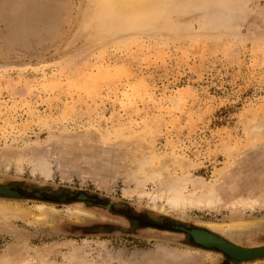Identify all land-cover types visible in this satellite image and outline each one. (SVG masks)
I'll return each instance as SVG.
<instances>
[{
	"label": "rangeland",
	"instance_id": "obj_1",
	"mask_svg": "<svg viewBox=\"0 0 264 264\" xmlns=\"http://www.w3.org/2000/svg\"><path fill=\"white\" fill-rule=\"evenodd\" d=\"M138 18L105 39L92 0H0V184L44 195L0 205L48 208L46 221L0 214V264L12 250L25 264H65L75 250L74 264H232L130 220L236 223L229 241L264 246V208L230 205L264 202V0H162ZM145 169L163 179L147 193L200 182L222 202L175 211L126 197ZM61 191L93 204L50 197Z\"/></svg>",
	"mask_w": 264,
	"mask_h": 264
},
{
	"label": "bare ground",
	"instance_id": "obj_2",
	"mask_svg": "<svg viewBox=\"0 0 264 264\" xmlns=\"http://www.w3.org/2000/svg\"><path fill=\"white\" fill-rule=\"evenodd\" d=\"M159 1H162V0H92V2H94L96 4V6L98 8V13H99L100 24L98 26L99 28L96 30V32L98 34V37L99 38H105V36H108L109 30L106 31V29L111 28V23L116 24L118 26V28H121V29L122 28L124 29L128 25H132L133 23H136L137 20L139 19L138 17H140L143 14L148 13L149 10L152 8V6L154 4H156V3H158ZM66 6H67V3H66ZM23 7H25V6H23ZM89 9L90 8H88V10ZM90 11H91V9H90ZM90 11H88L87 13H90ZM84 13H86V12L84 11ZM83 14H82V16H83ZM49 28H50V26H49ZM13 30H15V29H13ZM22 34H24V33H22ZM13 38H17V37H13ZM19 38H20V36H19ZM27 39H25V40H27ZM104 41H106V40H104ZM112 41L114 43V40H112ZM141 149H143V148H141ZM7 161H6V163H7ZM175 161H177V159ZM145 163H146V161H145ZM161 163H162V161H161ZM138 164H140V163H138ZM149 165L146 163L145 166L141 165L143 167L140 166V168H144V167L149 166ZM40 169H39L40 174H44L43 176L45 177V179H48L50 177V174H47V173L45 174V170H42V169L40 170ZM146 169H145L144 173H147V174L145 175L146 177H144V180L136 178L134 181H131L132 183L135 184V188H133V189L131 188L132 189L131 191H126L125 190L126 193L124 192V195L128 194L129 197H130L134 193L135 194L137 193L139 195V197H141V198L142 197H148V199L153 201V202L150 201L151 203H156L157 202L156 200H158V199L159 200H165L166 203H164V204H167L171 210H175V211L176 210H184V209H186L188 207H199V209L200 208L214 209L218 204H220L222 202L221 196H220V192L217 189L218 188L217 185H212L210 187H207L205 185H201L200 182L198 183V186H199L198 188L199 189L198 188L196 190L194 189L195 191L192 194H184L183 191H184L185 188L182 187V186H178L177 184L170 185L167 189H165L166 191H164V192H162L159 189L160 192H161L160 194L157 191H153L155 194L153 192H151V193L149 192L150 193L149 194L144 189V188H146V187H144V186H146L145 183L148 182L149 179H153V178H155L156 180H157V178H158V180L162 179V176L159 173V171L157 173L155 171L153 174L151 173L152 174L151 175L150 173H148V171L151 168H149V170L147 172H146ZM137 170H140V169H137ZM18 171L21 172V170H19V168H18ZM137 172H139V171H137ZM161 184H163V183H161ZM0 188L2 189V188H5V187L2 184H0ZM1 189H0V191H2ZM162 190H164V189H162ZM198 190L201 191L200 194H198ZM156 193H158L159 195H157ZM0 198H2V197H0ZM6 199H12V198H6ZM230 205L232 206V208H243V209H247L248 208V209H252V210L256 209V207L264 208V202L260 201L258 198L257 199H249V198H242L241 197L239 200L233 202ZM35 208L37 209V211L40 212L39 214H41V216H35L34 214L28 213L25 209L19 207L18 205H12V206L0 205V214H2L3 216L9 215V214H11L13 216H18V217L19 216H23V217H25L27 219H28V217H31L33 219L36 218L35 220L46 221L47 218H48L47 217L48 214H47V211H46L48 209L47 206H45V205H37ZM153 208L156 209V206L153 207ZM157 208H158V205H157ZM50 209L51 210H55L53 207H51ZM161 211H163V210H161ZM86 212H84L83 210H78L77 209V210H74L73 212H71V214H75V215L76 214H79V215L80 214H88ZM0 219H1V217H0ZM146 223H150V222L147 221ZM166 223H168V222L165 221V224L163 223L161 225L162 226H169L171 224V226H172V223H170V224H166ZM179 224H183L186 227H190V228L196 229L197 230V234H196L195 238L202 244H205V245H209V244L220 245L222 248H224V250L230 252V254H232V255H234V254L237 255L238 254V255H242L244 257H249L248 258L249 261L248 260L244 261L243 264H257L258 260H262L261 258L258 259L257 255H261V254L264 253V246H259V247H257V246L256 247H254V246L253 247H241V246H238V245L232 243L231 241H229L228 238L223 234V231L231 230V229H235V228H240L239 224L235 223V224H228V225H219L218 227H214V225L212 224L213 227L211 225L210 226L207 225L208 226L207 228L206 227L204 228V227H201V226H188L186 223H179ZM4 225L6 226L8 224H4ZM151 229L156 230V228H151ZM178 233H181V232H178ZM182 234H184V233H182ZM184 236L186 237V243L188 245L193 246V247H197V248H199L201 250L210 251V252H216V253L220 254L224 258V254L222 252L217 251L215 249L203 248L201 246H196V245L194 246V245H192V244H190L188 242V238H187V236L185 234H184ZM186 252H190V251H186ZM16 253H17V250H12L10 252L9 258L7 259L8 261H5L4 263H1V264H25L24 263L25 260L20 258L21 256L16 254ZM78 255H79V252L77 250H75L74 254H72V256H70L71 258L65 260V261H68L65 264H74L76 261H79L80 255H79V257H78ZM262 256L264 257V254ZM177 258H178V260H182V261L185 260V258H182L179 254L177 256L175 255L174 259H177ZM44 262H45V264H53L54 263V262L48 263L47 261H43L42 264H44ZM258 262H260V261H258ZM79 264H80V262H79Z\"/></svg>",
	"mask_w": 264,
	"mask_h": 264
},
{
	"label": "water",
	"instance_id": "obj_3",
	"mask_svg": "<svg viewBox=\"0 0 264 264\" xmlns=\"http://www.w3.org/2000/svg\"><path fill=\"white\" fill-rule=\"evenodd\" d=\"M5 188H0L2 191H0V197L2 198H20L23 196L29 197H35V198H43L44 195L40 192H36V193H29L25 190H23L21 185H14L11 188H8L6 185H3ZM52 199H57L59 202H67V201H78V202H87V203H91L93 204V199L86 193L83 192H79L75 195L73 194H65L64 192H59L58 194H51L50 196ZM99 200V199H98ZM107 208L112 209V207L110 205L105 204L104 205ZM140 221V220H139ZM162 223L160 222H152V223H141L139 222L138 225L142 226V227H150V228H156V229H162V230H173L175 232H181L184 233L187 238H188V242L192 245H196V246H201L203 248H209V249H215L217 251H220L224 254V258L225 260H228L229 262H231L232 264H243L244 261H247L249 257H244L242 255H232L230 254V252L224 250V248H222L220 245H205L200 243L195 237L197 234V230L194 228H190V227H186L183 224H179V223H172L168 226V228L170 229H165L162 225ZM264 254V253H263ZM261 255H257L258 259L261 258L262 260L264 259V257ZM249 261V260H248Z\"/></svg>",
	"mask_w": 264,
	"mask_h": 264
},
{
	"label": "flooded vegetation",
	"instance_id": "obj_4",
	"mask_svg": "<svg viewBox=\"0 0 264 264\" xmlns=\"http://www.w3.org/2000/svg\"><path fill=\"white\" fill-rule=\"evenodd\" d=\"M111 205V204H110ZM114 209H117V207L115 208V206L111 205ZM130 225H131V229H138V228H143L142 226L138 225L137 220H130ZM107 227V226H106ZM110 227V226H109ZM106 230V229H104Z\"/></svg>",
	"mask_w": 264,
	"mask_h": 264
}]
</instances>
